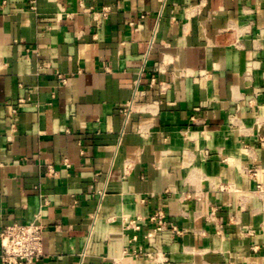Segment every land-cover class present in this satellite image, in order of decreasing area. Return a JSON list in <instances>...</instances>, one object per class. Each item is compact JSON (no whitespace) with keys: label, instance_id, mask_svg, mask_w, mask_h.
Here are the masks:
<instances>
[{"label":"crops","instance_id":"0c3cea01","mask_svg":"<svg viewBox=\"0 0 264 264\" xmlns=\"http://www.w3.org/2000/svg\"><path fill=\"white\" fill-rule=\"evenodd\" d=\"M87 5L0 0V228L40 216L35 264H264V0Z\"/></svg>","mask_w":264,"mask_h":264},{"label":"built area","instance_id":"2783aa9c","mask_svg":"<svg viewBox=\"0 0 264 264\" xmlns=\"http://www.w3.org/2000/svg\"><path fill=\"white\" fill-rule=\"evenodd\" d=\"M79 6L87 12L95 15V20L99 18H107L111 8L109 6L102 7L99 11L93 10L87 5V0H78ZM132 26L136 27V23L132 22ZM65 81V78L62 79ZM20 101H23L20 99ZM10 114L15 117L17 112L16 106L10 105ZM129 108L124 111L128 112ZM14 124V122H13ZM69 166V163H66ZM49 171L57 174L56 170L50 165ZM258 190H262L261 184L257 186ZM150 221L155 225L148 236H153L154 232L171 228L175 232L180 230L169 221L163 210L159 209L150 216ZM128 224L139 228L136 220L128 221ZM45 225L42 223L39 215L28 223H13L0 228V264H35V262L43 255L44 252V232ZM150 253H148L149 255Z\"/></svg>","mask_w":264,"mask_h":264}]
</instances>
